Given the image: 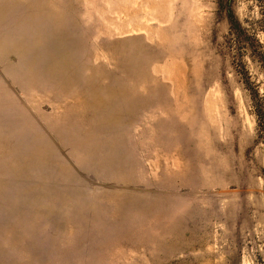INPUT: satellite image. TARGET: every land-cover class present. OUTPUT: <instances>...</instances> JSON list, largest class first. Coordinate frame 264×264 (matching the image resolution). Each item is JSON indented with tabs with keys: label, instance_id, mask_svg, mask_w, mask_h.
<instances>
[{
	"label": "rangeland",
	"instance_id": "obj_1",
	"mask_svg": "<svg viewBox=\"0 0 264 264\" xmlns=\"http://www.w3.org/2000/svg\"><path fill=\"white\" fill-rule=\"evenodd\" d=\"M0 264H264V0H0Z\"/></svg>",
	"mask_w": 264,
	"mask_h": 264
},
{
	"label": "bare ground",
	"instance_id": "obj_2",
	"mask_svg": "<svg viewBox=\"0 0 264 264\" xmlns=\"http://www.w3.org/2000/svg\"><path fill=\"white\" fill-rule=\"evenodd\" d=\"M26 37H27V35H26ZM27 38H28V37H27ZM21 39H22V38H21ZM22 41H23V40H22ZM25 41H26L25 44L28 43V42H27L28 40H25ZM32 41H33V40H32ZM32 41H31V42H32ZM21 43H22V42H21ZM25 44H22L21 47H22L23 45H25ZM29 45H30V44H29ZM28 47H29V46H28ZM19 48H20V47H19ZM29 58H30V57H29Z\"/></svg>",
	"mask_w": 264,
	"mask_h": 264
}]
</instances>
